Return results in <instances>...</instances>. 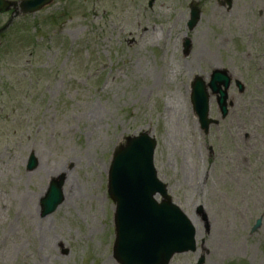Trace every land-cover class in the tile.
Returning a JSON list of instances; mask_svg holds the SVG:
<instances>
[{"label": "rangeland", "instance_id": "1", "mask_svg": "<svg viewBox=\"0 0 264 264\" xmlns=\"http://www.w3.org/2000/svg\"><path fill=\"white\" fill-rule=\"evenodd\" d=\"M148 2L54 0L0 39V264H118L108 176L114 150L143 132L157 140L158 177L199 246L220 228L205 264H264V72L235 74L246 91L231 89L236 105L209 136L192 135L190 100L212 66L264 55V0H232L230 10L227 0ZM192 4L202 15L189 31ZM9 18L0 14V26ZM62 177L64 202L43 217L40 201Z\"/></svg>", "mask_w": 264, "mask_h": 264}, {"label": "water", "instance_id": "2", "mask_svg": "<svg viewBox=\"0 0 264 264\" xmlns=\"http://www.w3.org/2000/svg\"><path fill=\"white\" fill-rule=\"evenodd\" d=\"M53 0H27L21 3L22 13H34L52 3ZM155 0H151L150 6ZM17 4L0 1V12ZM15 15H19L17 10ZM200 19V12L192 13L191 28ZM5 27L2 31L6 30ZM222 81L223 77L217 75ZM227 83V80H226ZM209 87L220 92L213 82ZM192 102L200 122L208 130L209 95L202 78L193 85ZM226 113V112H225ZM156 141L148 134L127 138L126 145L114 152L109 174L108 191L117 204L115 214L116 241L114 258L119 264H170L175 254L196 250V229L189 218L172 203L167 186L158 180L154 167ZM36 167L34 157L29 169ZM64 178L55 179L50 190L41 201L42 216L53 214L64 201ZM159 194L163 201L157 203ZM258 221L256 229L260 225Z\"/></svg>", "mask_w": 264, "mask_h": 264}, {"label": "flooded vegetation", "instance_id": "3", "mask_svg": "<svg viewBox=\"0 0 264 264\" xmlns=\"http://www.w3.org/2000/svg\"><path fill=\"white\" fill-rule=\"evenodd\" d=\"M227 42H228V40L221 41L220 46H222V47L228 46V43ZM226 49H228V47ZM180 53L183 56L185 55L184 42H182V44H181ZM238 59H239L238 60L239 62L237 63L238 66L235 65V63H234L233 60H230V63H231V65H232L233 68L228 67V68L224 69L223 67L220 68V67H216V66H212L210 68L211 69V73L212 72H215V71H222V72H226L227 74H229L230 77H231V79H232V85H231L230 90L233 88L236 92L238 91L237 83L238 82L245 83V82L243 81V79L235 77V74H237V73H243V72L245 73V71H249L252 68L256 72H261V71L264 72V55H259L257 57H254L253 55L242 54V55L239 56ZM242 69L244 71H242ZM228 95H229V101L232 102V108H233L235 106V98H233L230 95V91H229V94ZM232 108L230 109V112H231ZM230 112H229V115L225 119L221 118L223 120V124H225V121L229 118ZM217 116L219 117V111H218ZM235 123H236V121H235ZM235 123H234L233 126H236ZM237 123H238V125L242 124V122L239 121V120L237 121ZM229 124L232 125L233 124V120H230L229 121ZM219 125H220V121L218 122L217 127ZM237 129L240 132V127H237ZM246 138H248V136H246ZM212 151L213 150L210 149V152L211 153H212ZM201 247H202L201 248V254H206L208 252V250L204 247V245H202Z\"/></svg>", "mask_w": 264, "mask_h": 264}, {"label": "bare ground", "instance_id": "4", "mask_svg": "<svg viewBox=\"0 0 264 264\" xmlns=\"http://www.w3.org/2000/svg\"><path fill=\"white\" fill-rule=\"evenodd\" d=\"M218 229H220L219 227H217V229L216 230H214V233H213V235H215L216 237H217V233L216 232H218ZM212 237V236H211ZM216 237H212V242H211V239H210V241H209V243H208V247H211V248H213V242L214 243H217V241H216Z\"/></svg>", "mask_w": 264, "mask_h": 264}]
</instances>
